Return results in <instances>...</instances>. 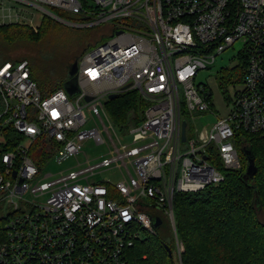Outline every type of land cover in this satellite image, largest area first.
<instances>
[{
    "label": "built area",
    "instance_id": "obj_1",
    "mask_svg": "<svg viewBox=\"0 0 264 264\" xmlns=\"http://www.w3.org/2000/svg\"><path fill=\"white\" fill-rule=\"evenodd\" d=\"M32 7L39 24L47 15L102 27L108 40L77 60L82 93L73 98L61 86L44 93L28 59L0 61V144L8 129L23 136L1 155L0 209L7 214L0 217V264H128L140 230L155 233L153 217L174 223L176 193L219 185L220 161L241 167L240 131L264 135V0H0V25L37 31L39 24L23 21V12L35 15ZM238 41L243 79L231 82L239 88L219 118L198 76ZM125 91L146 102L143 118L129 127L116 125L107 107ZM195 112L217 120L190 136L186 114ZM39 138L52 144L43 166L33 149ZM89 138L106 153L45 172L53 160L81 153ZM102 171L117 180L92 179Z\"/></svg>",
    "mask_w": 264,
    "mask_h": 264
},
{
    "label": "trees",
    "instance_id": "obj_2",
    "mask_svg": "<svg viewBox=\"0 0 264 264\" xmlns=\"http://www.w3.org/2000/svg\"><path fill=\"white\" fill-rule=\"evenodd\" d=\"M56 12L65 16L61 11ZM68 16L75 20L80 18ZM56 23L59 22L45 15L37 31L27 25L3 24L0 25V41L13 50L20 44L35 45ZM8 55L0 53V61L27 59L14 60ZM30 63L35 71L36 66ZM70 64L68 62L65 66ZM236 69L223 76L221 83L241 82L243 66ZM34 71V78L44 93L53 92L61 86L62 80L49 85L40 82ZM107 107L116 125L129 127L143 118L146 102L138 93L125 91L109 101ZM5 136L7 141L0 144V162L2 153L13 150L23 139L13 129H8ZM236 145L241 168H225L220 161L225 179L219 185H209L197 192L176 193L174 213L176 232L182 242L181 251L173 237L155 231L135 241L127 251L128 264H264V220L260 218L261 214L264 215V135L240 131ZM51 147L52 144L43 138L34 141L33 149L37 151L35 161L39 166L45 164ZM244 147L252 150L257 169L249 177L245 174L248 158L243 152ZM164 220L161 229L173 233ZM165 246L172 249V257Z\"/></svg>",
    "mask_w": 264,
    "mask_h": 264
},
{
    "label": "rangeland",
    "instance_id": "obj_3",
    "mask_svg": "<svg viewBox=\"0 0 264 264\" xmlns=\"http://www.w3.org/2000/svg\"><path fill=\"white\" fill-rule=\"evenodd\" d=\"M24 5V4H21ZM33 8V7H32ZM32 15L28 12H23V21L30 24H39L42 20L41 12L33 8ZM41 25V24H39ZM29 26V25H27ZM106 30L102 27H76L69 26L64 23H56L55 27L47 31L44 38L35 45L32 44H20L14 50L8 47L5 43L0 41V53L9 54L8 58L20 59L27 58L35 66V76L40 82L49 85L51 83L59 82L62 80L61 87L65 93L73 98L82 93V89L78 81V72L70 75L68 73V67L65 66L68 62L73 63L78 60L87 50H90L96 44H102L108 40L107 36L103 37V32ZM241 48V42L238 41L234 44V47L227 49L225 52L217 55L216 60L209 65V68L203 69L198 76V79H202L207 83L209 89L212 92L213 108L219 118H224L228 115L229 105L228 99L233 96L235 90L239 88V84L228 83L222 84L223 76L231 74L236 68L242 66L241 61L238 58V52ZM10 52V53H9ZM79 56V57H78ZM237 70V69H236ZM65 75V77H63ZM74 88V89H72ZM85 100H90V96H85ZM105 101V100H104ZM1 105V100H0ZM89 117V113L87 114ZM217 116L211 113H199L194 115L187 113L186 117L189 122V135L194 134L196 127L201 128L203 126H209L217 120ZM90 128V126H86ZM30 139H26L25 143H28ZM83 151L77 156L69 157L63 161L53 160L50 165L45 169V172L58 173L60 171L68 170L71 167L77 168L79 162H83L86 156L94 157L106 153V146L104 144H96L92 139H87L83 142ZM241 168V167H240ZM93 180H107L111 179L116 181L117 177L111 171H102L92 177ZM30 200L45 202L47 196L33 197L27 195ZM7 211L0 209V217H5ZM264 220V215L260 217ZM165 219V220H164ZM166 224H169L172 228L170 233L165 229H161V226L156 228V231H160L162 235L173 237L176 247L182 242L176 232V220L174 213V223L169 217L163 218ZM168 222V223H167ZM148 233L144 230H140V237L142 239L148 237ZM176 237L178 239H176ZM179 242V243H177Z\"/></svg>",
    "mask_w": 264,
    "mask_h": 264
},
{
    "label": "water",
    "instance_id": "obj_4",
    "mask_svg": "<svg viewBox=\"0 0 264 264\" xmlns=\"http://www.w3.org/2000/svg\"><path fill=\"white\" fill-rule=\"evenodd\" d=\"M77 72V60L74 61L73 63H71L68 67V73L70 75H73L74 73ZM74 89V88H72ZM117 95L113 94L110 96V99H114ZM186 126H187V122L183 121V127H182V139L185 140L186 139ZM244 154L246 155V157L248 158V165H247V170H246V175L249 176H253L257 169H256V165L254 162V158H253V152L250 148L248 147H244L243 149ZM163 223L162 218L156 216L152 218V224L153 227L156 229L158 227H160ZM166 249L169 252V255L172 257L173 256V251L169 246H165Z\"/></svg>",
    "mask_w": 264,
    "mask_h": 264
}]
</instances>
